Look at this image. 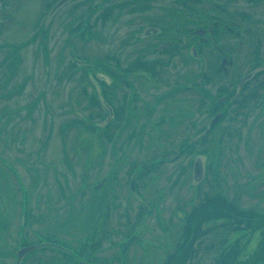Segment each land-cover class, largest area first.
I'll return each instance as SVG.
<instances>
[{
  "label": "rangeland",
  "instance_id": "374dc122",
  "mask_svg": "<svg viewBox=\"0 0 264 264\" xmlns=\"http://www.w3.org/2000/svg\"><path fill=\"white\" fill-rule=\"evenodd\" d=\"M31 1L22 3L25 5L32 3ZM54 1L45 0V7L50 2L53 4ZM169 1L161 0L157 4H171ZM248 2L251 1L238 0V4L235 6L228 4L226 11L235 14L232 17L235 18L234 22L241 25H239L240 33L238 35L226 33L225 37L220 34L221 39L217 38L221 46L220 50H217V47H214L215 51L209 48L213 50V54H211V51L207 50L208 47L205 48V44L199 40L197 42L198 45L204 47L201 52L203 53L202 60L206 56L212 60L209 62L201 60L204 65L206 64L208 73L214 76V64L216 67L217 62V67H219L221 59L226 58L227 64L230 63L227 68L239 71L243 75L238 78V83L245 74L252 75L249 77L251 80H249L246 90L238 97L239 102L233 105L229 103L226 107L224 105L220 108L217 106V97L224 94V88L229 89L234 83L230 84L229 80L224 84L225 80H222V85L217 86L212 84L217 81L216 79L212 83H206L205 90L210 97L202 94L207 98L205 97L206 102L200 106L206 108V113L207 109L224 111V115L223 113L220 115L222 121L217 126V132L221 130L219 132L223 131V133L217 139V144L211 145L213 141H207L205 144L209 150H213L211 146H217V155H213L212 151L205 150L204 153L198 154L196 159L205 162L206 168L208 164L205 177L209 182L202 183V187L199 188L201 192H215L213 190L217 185L215 181L222 178V182L217 185V192H226L228 198L235 200L233 201L236 202L235 207L240 211L251 209L264 214V0L252 2V4ZM261 2L262 5H255V3ZM174 3L180 9L167 13L169 19L174 22L183 17H190L191 14L200 22L209 23V18H212L209 13L217 12L215 6L217 0H181ZM23 4L21 8L24 7ZM185 5H192L200 12L189 11ZM238 7L249 12L247 19L239 16L233 10ZM21 8L0 9V44L11 43L12 39L20 44L25 38L37 33L38 26L36 23L33 24L36 21L33 20V17L35 15L42 16L43 13L28 14L20 11ZM47 10L42 18V24L45 23L48 27L46 28V50L44 52L50 54L46 60L39 55L33 56V54H39L42 51L37 50L40 48L37 42H29L24 49L20 50V59H18L15 69L10 73L7 60H3V56L8 50L0 48V220L6 227L5 229L0 228V264H15L16 252L23 246L19 243L22 238L25 243L32 244L53 241L70 249L71 255H75L80 244L76 241L82 238L79 231L81 233L88 231L92 227L87 222L90 220L91 224L100 225L99 229H112L109 230V234L107 230L101 231L96 240L99 241L97 254L114 260L121 253L118 244L129 237V230L134 229L135 223L139 222L137 221L138 216H133L139 209L136 206V200L132 199L130 203L116 204L112 208L110 216H107L109 214L102 212L101 209L107 207L108 197L105 199V194L102 196L98 194V199H102L96 202H100V204L92 202L93 193H99L101 189L92 192L89 186L81 183L85 171L90 172L92 177H100L103 171L101 165L117 164V162L115 164L113 162L115 156L119 154L117 146H119L121 138L115 139L111 143L110 138L113 134H110L109 140H106L101 130L104 121L101 119L92 121L88 118L85 119V124L96 125L99 128L95 132L84 128L83 132L77 136L76 127L79 126L72 127V121L74 119L83 120L82 115L85 113H91L97 117L101 116L103 112L105 113V102L99 94L100 87L93 78L85 74L84 71L90 64H88V60L84 59L86 57L93 59L95 55L103 53L108 48L115 49L118 45L117 41L115 43L114 41H119L124 37L123 34L128 29L123 26H118V28L111 25L102 26L98 23L100 19L97 16L98 24L93 31L100 37L85 40L74 35L73 30L59 25V21L67 18V12L63 11L59 16L51 18L48 17ZM79 14L76 11L70 18L78 17ZM213 14L217 15V13ZM49 20L53 22L51 28H49ZM149 20L142 19L143 23ZM195 25L191 23V28L196 27ZM106 34L112 35L113 38L109 41L103 40L101 37H106ZM72 35L74 36L72 48L76 58L68 52V48L65 49L67 47L65 42ZM167 39L171 38L166 37L165 40L168 41ZM163 41L164 38L158 39L157 47L162 46L165 42ZM256 55H259L260 58H255ZM155 56L163 61L166 60V54H152V58ZM194 62L198 63L196 60ZM74 63L76 64L74 65ZM187 64L188 67L182 65L178 60H174L173 65L159 66L158 80L154 82L155 85L149 87L150 92L145 91L143 87L139 90L138 77L144 76V74L141 71L136 72L134 74L137 83L136 92H142L140 94L145 100H148L150 99L149 95L153 96L158 87H161L159 89L161 90L167 88L164 85L171 84L178 87L177 97H184V94L189 93L185 91L192 87L193 82L186 79L185 75L188 73L189 76H192L198 69L203 68L192 61ZM177 73L180 76L183 74V76L180 77ZM176 75L180 80H177ZM7 76L10 77L9 80ZM183 84L189 85V88L183 87ZM234 87L230 89V91L232 90L229 92L231 95L234 94ZM194 90L199 92L198 88ZM93 91L97 102L93 100L96 104L91 102V98L88 97ZM229 93H226L225 96ZM199 96L191 92L187 99L189 101L196 100ZM221 98L224 97L219 99ZM180 101V108L193 109L191 108L193 105L197 106L194 101L190 104L191 107L186 102ZM241 101H250V103L244 106ZM210 112L211 110L208 113ZM208 123L209 121L207 125ZM113 130L111 132L115 134L120 132L118 128H113ZM86 140L88 143L84 142ZM147 142H149L148 145ZM150 142H152L151 145ZM180 143L182 141L170 138L155 140H146L145 138L141 142L129 141L126 158L128 161H137L139 165L141 164L140 166H144L142 165L144 162L155 161L154 157H158L159 161L167 155L168 150L173 151L168 157L174 155L178 151ZM104 146L108 147L109 153L108 151L104 152ZM219 146L222 147L221 152L218 151ZM202 149L201 146L196 148L197 152ZM186 159L188 158L185 157L184 160ZM55 164L61 166V169L56 168ZM174 164L168 163L166 160L157 163L159 167L152 174L163 176L157 177L159 178L157 185L167 184L165 178L174 179V177L176 178L175 173L180 180L186 179L178 171L177 164ZM145 174L150 177L151 171ZM189 174L187 182L189 184L175 185L172 192L169 190L170 198H164L158 207L156 205L155 210L152 209L153 214L147 216L145 220L143 219L146 227L142 225L135 227L136 230L131 234L135 238H128L129 243L126 248L128 249V261L131 259L130 264H137L147 259L150 261L145 264H161L160 262L166 260V250L170 251L176 238L178 240L177 232L181 229L180 225L182 224V212L176 207L182 208V205L179 204L190 201V208L191 203L198 201L202 194L195 195V185L198 182L191 175V169ZM150 178L147 180H151ZM29 195L30 200H28ZM50 195L53 196V199H49ZM24 197H27V200ZM26 211L30 214L32 212L31 215L34 216H28ZM102 213H105L104 216H101ZM126 213L130 216H126ZM157 214H160V218ZM217 222V227L213 228L211 234L208 233L201 243V246L205 247L201 248L197 257L199 264H209L214 257L221 254L224 246L227 247L229 242L239 245L238 250L241 251V258L244 259L247 258V255H251V253L249 254L251 250L259 251L261 238L264 237V232H262L264 227L254 229L251 227V223L248 224L241 219L238 222L233 216L217 217ZM255 223L253 226L256 227L258 224ZM130 224L132 225L129 226ZM164 224L170 227L167 231L163 228ZM247 230L249 234H247ZM124 231L126 232L123 233ZM239 238H243V240L237 242ZM248 239L251 240L247 244L245 241ZM215 240H217V244L212 247ZM86 241L88 240L84 237V242ZM242 243L243 245H241ZM206 246L209 248L207 249ZM226 250L227 248H225ZM63 256H67L65 252L47 246L30 252L23 259L22 264H64ZM65 264L67 263L65 262Z\"/></svg>",
  "mask_w": 264,
  "mask_h": 264
},
{
  "label": "flooded vegetation",
  "instance_id": "af4514ba",
  "mask_svg": "<svg viewBox=\"0 0 264 264\" xmlns=\"http://www.w3.org/2000/svg\"><path fill=\"white\" fill-rule=\"evenodd\" d=\"M23 1L25 2L29 0H0V9H12L14 7L21 8ZM158 1L161 0H55L53 4L52 2H50L51 4L49 3L46 8L45 0H32V3H27L25 5L23 4L24 7L21 8L20 11L27 12L28 14L36 12L43 13L42 16L35 15L36 17H33V20H36L33 22V24L36 23L38 26L37 33L29 38H25L20 42V44H17L19 42H15V39H12L13 41L11 43L7 42L4 44H0V48H4L3 50H8V52L4 54L3 60H7V65H9L10 73H12V70L15 69L17 62L19 61L18 59H20V50L22 48L24 49V47H26L29 42H37L40 46V48H37V50L42 51L39 52V54H33V56L39 55L46 60V57H49L50 54L44 52L46 50V28L48 27L45 23L42 24V18L44 16V13L46 12V9H48V12L51 11L52 7H54L57 3H59V5H57L58 7L51 15V18H55L57 15L59 16L63 11L67 12V18H65L63 21H59V25H62L67 29L69 28V30H73L74 35H77L85 40L91 39L93 37H100L93 31L98 23H100L102 26L111 25L116 28H118V26H123L125 28L127 27V32L123 34L125 36L120 38L119 41H114V43L117 41L118 45L115 49L108 48L103 53L95 55L93 59H89L87 57L84 59L86 61L88 60V64H90L84 71L85 74L88 75V77L93 78L100 87L99 94L105 102V113L103 112L101 116L98 117L93 116V114L91 113H85V115H82L84 119H79V121L83 122L84 124L87 118L89 120L92 119V121L101 119L102 121H104L102 134L106 137V140H109L110 134H113L110 138L111 143L115 139L121 138V142L119 143V146H117L119 148V154L115 156L113 162L114 164L117 162V164H105V166L101 165V167H103V171L100 177H92L90 172L85 171L81 184L89 186L92 192L93 190L101 189L99 193H93L94 198L91 199L92 202H96L102 199H98V194L101 196L105 194V199L108 197V201L106 202L107 207H103V209H101L102 212L109 214L107 216H110L112 208L116 204H123L125 202L130 203L132 199L136 200V206L139 209L133 216H138L137 221L139 222L135 223L134 229L132 228L131 230H129V237H127V239H124L125 241H122L118 244L121 254L124 253V255H122V264H130L129 262L131 260L130 259L128 261V249H126L128 248L127 244L129 243L128 238H135V236L131 234L134 233V230H136V226L142 225L146 227L144 220L145 218H147V216H151L150 214H153L152 209L155 210L157 208V200L162 201L164 198H170L169 196L171 194L169 193V190L172 192L175 185L182 183L189 184L187 182L190 175V169L191 175L194 176V179L196 180V182H198V184L195 185L196 188H201L202 183L208 181V179L205 177L208 170V164L206 168V163H203L201 160H199L198 164L199 173L197 175L193 174L194 164L197 161L196 157L198 154H202L205 152L204 148H206L205 144L207 141H213L212 143L216 144L217 139L222 136L221 133H223V131L219 132L221 131L219 130L217 132V126L218 123L222 121V116L221 118L216 120L209 129H206L207 122H210L213 118L217 117L219 113L217 110L215 111L212 109H207L206 113V108L200 106V104L203 105L206 102V96L203 95H207L208 97H210L208 92L205 90L206 83H212L214 79H216L218 82L216 81L212 84H215L217 86L222 85V80H225L224 84H226L229 80L231 81L230 84L234 83L229 89L224 88V94L220 96L224 98L219 99L220 97H217L218 100L216 99V104L220 108L222 105L226 107L229 103L233 105L239 102L238 97H240L244 93L249 80H251V78L246 80L245 78L248 77L249 74H245L242 80L245 79L246 81H244L239 93L234 96L238 89V84H240L238 83V78L240 76H243L242 73L240 74L239 71H236L234 69L229 70L227 67L230 66V63L227 64L226 58L221 59V64L219 65V67H217V62L216 67L214 64V76L208 73L206 71V64L204 65L202 61L209 62L212 60L209 58V56L204 57L202 60L203 53L201 52L204 50V47H201L197 44L199 40V42L205 44V48L208 47L207 50L211 51L210 53L213 54L214 47H217V50L221 49V46L217 40V38L219 39L220 34H223L224 36L226 35V33L228 35L229 33H234V35H238L240 33V24L234 22L235 18L232 17L235 14L230 11H226L228 4H232V6H235V4H238V0H217V3H215L217 12H213L217 13V15L209 13L210 17H212L209 18V23L200 22L195 17H192L191 14L189 16L192 19L187 16L179 19V21L176 22L171 21L167 13L168 11H178L180 8L174 2L181 0H170L169 2L171 4L166 5L157 4ZM246 1H251L248 2L249 4H252V2H259V0ZM75 2L76 4H74ZM259 4L262 5V2L255 3V5ZM185 6L189 11H198L197 8L193 7L192 5ZM238 8H233V10L238 13L239 16L247 19V14H249V12L247 10ZM76 11L80 13L79 16L70 18L71 15ZM161 12H163L164 14H160ZM97 16L100 19L98 23L96 19ZM143 18L144 20H150L148 22L144 21L143 23ZM202 21H205V19H202ZM48 22L49 28H51L50 26L53 24V22H50V20ZM191 23L196 24V27L191 28ZM166 37H170L171 39H167L168 41H166ZM73 38V35L69 36V40L65 42L67 46L65 47V49L68 48V52L73 55V57H75V53L72 48V45H74ZM101 38L103 40L109 41L113 37L112 35L108 36L106 34V37L104 36ZM163 38L165 41H163L164 44L157 47V40ZM103 42L105 43L106 41ZM209 48H212L213 50ZM9 49H11V52H9ZM13 49H15L16 51ZM63 51L65 50L63 49ZM160 53L164 55L166 54V60L163 61L158 56L152 58V54L158 55ZM255 58H260V56L256 55ZM174 60H178L182 63V65L186 67L189 66L187 64V62L189 61H192L194 64L203 66V68H200L196 72H194L195 74H193L192 76H189L188 73L185 75L186 79H190L193 81L192 87H190V89H187L185 92H192L194 95H200L196 100L193 99L189 101V99H187L189 97V93L184 94V97L181 96L182 98H178L177 95L179 93L176 92L178 90V87L171 84L164 85L167 88L161 90H159L161 87H158L153 96L149 95L150 99L148 100H145L143 98V96L140 94L142 92H136L137 83L135 79L136 75H134L136 72L141 71V73L144 74V76L138 77L140 82L139 90L141 87H143L145 91L150 92L149 87L155 85L156 83L154 84V82L158 80V71L160 70L158 67L173 65ZM194 60H196L197 62L199 60L202 61L195 63ZM99 61H102L103 63H99ZM75 64L76 63H74V65ZM165 70L167 69L165 68ZM178 75H176L177 80H180V75ZM182 76L183 74H181L180 77ZM8 78L10 79L9 76H7V79ZM133 79H135V81H133ZM188 86L189 85L187 84H183V87L189 88ZM233 86H235L234 94L231 95L229 92L232 91H230V89H232ZM192 88H198L199 92L195 91ZM226 93L230 94V98L229 94L225 96ZM93 94L94 91L90 93V95H88L87 92L88 97L91 98V102H94V104H96L97 101L95 100ZM180 100L186 102L190 107V104H192V101H194L195 103H197V106L193 105V107H191L193 109H190L189 107L180 108ZM241 102L244 103V106L250 103V101ZM210 110L211 112L208 113ZM220 112L223 113V110ZM77 120L78 119H74L73 121H71L75 123L77 122ZM256 125H259V123H256ZM113 128H118V130L120 129L119 134L111 132L114 131ZM144 137L146 138V140L170 138L172 140L180 142L182 141V143H191L193 141H197L193 150L187 149L185 145H182V143H180V149L178 148V151H176L174 155L168 157V159L166 160V162L168 163L170 162L177 164L178 171L182 173L181 175L186 177L185 180H180L177 176V173H175L176 178L174 177V179H171L170 177H166L165 179L167 181V184L157 185V180L163 177L158 176L159 174H152L159 167L157 166V164H155L153 167L151 166L145 168L148 170L142 172V166H140L137 161L127 160L126 148L129 146V141L141 142V140H145ZM250 137L251 134L249 135V138ZM84 142L88 143L87 140ZM148 144L149 142H147V145ZM151 144L152 142H150V145ZM112 146L114 147L115 143L112 144ZM198 146L203 147L202 151L197 152L196 148ZM103 149L104 152L108 151L109 153L108 147L104 146ZM72 156H74V154H72ZM185 157H187L188 159L184 160ZM55 165L56 168L59 167L58 169H61V166H58L57 164ZM149 171H151V175H149L151 177V180H147L148 177L145 174ZM49 199H53V196L50 195ZM28 200H30V195L28 196ZM231 200L235 201L234 199ZM189 202L190 201H186L179 204L182 205V208L178 206V208L176 207V209L182 212V224L180 225L181 229H179V231L177 232L178 240L176 238L175 242L173 243V248L170 251L166 250V258L168 257V254L170 255L174 252H177L181 247H183L182 252L187 253V258L185 262L183 261L184 264H199L197 262V257L201 248L203 249L205 247H202L201 243L202 241H204L206 235L208 233L211 234V230L217 227L218 222L217 216H201V218L196 222L198 223V225L192 231L193 234H191V241H186V236L190 234V232L188 231L190 219L188 218V216H183V210L190 209ZM98 204H100V202ZM142 206H146L148 208V211H146V213L144 214L141 213ZM149 209L151 210L150 212ZM105 213H102L103 215L101 216H104ZM31 214L33 213L31 212ZM126 216L130 215L126 213ZM157 216L158 218H160V214H157ZM192 217L194 218V216ZM1 221L2 220H0V228L5 229V225ZM87 222L89 223V226L92 227L88 231L86 230V232L83 230L84 234L79 231L80 237L82 238L76 241V243L80 244L75 251V255L67 253L73 256L72 264H83V262H85L86 264H110V262L112 263L114 261H117V257L113 260L105 256L98 255V245L94 251L90 246L92 245V242H99L98 240H96V238L101 231L104 232L105 230H107L109 234V230L112 229H99L100 225L98 226L97 223L91 224V220ZM131 225L132 224H130L129 226ZM209 227H211L210 230H208ZM163 228L165 229V231H167V229H169L170 227L164 224ZM125 232L126 231H124L123 233ZM247 234H249L248 230ZM214 235H216V233H214ZM84 237L89 241L87 243H90L88 245L89 249H86L84 247L85 245H83ZM241 240H243V238H239L237 242H240ZM250 240L248 239L245 242L248 244ZM183 244L188 245L185 246L186 248H184ZM216 244L217 240H215L214 244H212V247H214ZM241 245H243V243ZM206 247L207 249L209 248V246ZM147 261L150 260L147 259L137 264H145L147 263ZM215 262H217V256L214 257L209 264H214ZM160 263L166 264V260Z\"/></svg>",
  "mask_w": 264,
  "mask_h": 264
},
{
  "label": "trees",
  "instance_id": "16d2710c",
  "mask_svg": "<svg viewBox=\"0 0 264 264\" xmlns=\"http://www.w3.org/2000/svg\"><path fill=\"white\" fill-rule=\"evenodd\" d=\"M103 63L102 61H99V63ZM117 62V61H116ZM103 65V64H102ZM9 80V78H8ZM262 104V102H261ZM224 112V111H223ZM224 115V113H223ZM72 127H76L79 126L78 128L76 127V134H80L82 133L83 129H90V131H94L97 130L99 127L96 125H87L84 124L83 122L79 121V119L77 120V122L72 123ZM102 130V128H101ZM197 143V141H193L191 143L188 142H183L182 145H185V147L189 150H193L195 144ZM217 144V143H216ZM211 145H215V143H211ZM213 150H209L207 148H204L207 151H212L213 155H217V146L213 147ZM222 147L219 146L218 147V151L221 152ZM173 152V151H167V155L163 156L162 159H160L158 161V157H154L153 159H155V161L151 162H144L142 163L144 166H142V172L148 170L145 168L148 167H153L155 164H157L158 162H162L164 160L168 159L169 154ZM152 159V160H153ZM157 161V162H156ZM141 165V164H140ZM217 174H219L217 172ZM216 177V176H215ZM150 177H148L147 179H149ZM217 179V177H216ZM209 181V180H208ZM216 184H220L222 182V178H218L216 181ZM217 185H216V189L215 192H211V193H207V192H201V190H199L198 188H196V196L200 195V198L198 201L194 202L191 204V207L189 210H183V216H188V218L190 219L189 222V227H188V231L190 232V234H188L186 236V241H191V234L193 229L196 228V226L198 225L197 220H199L201 218V216H217V217H235V219L240 222L241 220L246 221L248 224L251 223V227L254 229H259V228H263L264 227V214L263 213H258L256 211H253L251 209L249 210H238L235 207V203L227 197L226 192H217ZM27 200V197H24ZM161 201L157 200V207L159 205ZM178 208V207H177ZM146 211H148V208L146 206H142V211L141 213H146ZM151 210L149 209V212ZM27 212V211H26ZM142 214V215H143ZM186 214V215H185ZM28 216H31V214L29 212H27ZM194 216V218L192 217ZM245 216V217H242ZM258 224L256 227L253 226L254 223ZM232 226V224H231ZM226 230L228 228H225ZM262 232H264V229H262ZM264 235V234H263ZM51 243H54L53 241H50ZM89 241L83 242V245H85L84 247L86 249H89L88 245L90 243H87ZM92 242V241H91ZM85 243V244H84ZM230 244L225 248H227V250L225 251V248L221 251V254L219 253L217 256V262H215L214 264H264V237L261 238V247L259 249V251H255L253 252L251 250V252H249V254L251 253V255H247V258H241L242 254L241 251L238 250V244H236L235 242H229ZM97 245H99V242H92V245H90L93 249V251L96 249ZM125 245V244H123ZM188 244H183L184 248H186L185 246H187ZM183 247H181L177 252H174L172 254H168V257L166 258V264H184L186 258H187V253L182 252ZM66 254V253H65ZM67 256H63L64 261L67 264H72V259L73 256H71L70 254H66ZM122 255H124V253H120V255L117 257V261L114 262H110V264H122ZM184 261V262H183ZM65 262H63L65 264ZM182 262V263H181ZM74 264V263H73Z\"/></svg>",
  "mask_w": 264,
  "mask_h": 264
},
{
  "label": "water",
  "instance_id": "95a60500",
  "mask_svg": "<svg viewBox=\"0 0 264 264\" xmlns=\"http://www.w3.org/2000/svg\"><path fill=\"white\" fill-rule=\"evenodd\" d=\"M217 118H218V116H217ZM35 247H37V246L36 245H31V246H26V247L21 248L17 252L18 258H17L16 264H19V262L22 259V257H23L24 254H26L28 251L34 249Z\"/></svg>",
  "mask_w": 264,
  "mask_h": 264
}]
</instances>
